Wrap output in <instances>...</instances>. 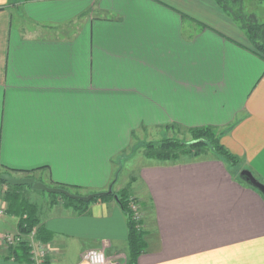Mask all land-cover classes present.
Instances as JSON below:
<instances>
[{
  "label": "crops",
  "instance_id": "1",
  "mask_svg": "<svg viewBox=\"0 0 264 264\" xmlns=\"http://www.w3.org/2000/svg\"><path fill=\"white\" fill-rule=\"evenodd\" d=\"M204 126L224 131L222 144L264 183V56L217 0H0V172L137 196L146 248L136 264L208 249L189 264H264V195L223 160L146 157L127 176L117 170L144 132ZM19 192L37 207L47 264H88L93 248L129 264L116 196L80 211L30 185ZM9 197L0 264H30L3 240L20 231Z\"/></svg>",
  "mask_w": 264,
  "mask_h": 264
},
{
  "label": "trees",
  "instance_id": "2",
  "mask_svg": "<svg viewBox=\"0 0 264 264\" xmlns=\"http://www.w3.org/2000/svg\"><path fill=\"white\" fill-rule=\"evenodd\" d=\"M217 2L228 14L234 18L235 21L240 24L241 28L246 32L249 41L256 52L264 56V22H260L255 15H248L244 17L242 14V9L237 10V12L234 9V6H229V0H217ZM188 130L192 135V141L181 140L177 137H168L155 143L151 142L144 147L145 156L159 160H176L183 155H189L192 157L213 155L223 160L231 169H234L238 175V179L245 182L244 178L240 175V171L244 168L243 166L239 165L240 158L228 150L221 142V137L224 131L213 126L188 128ZM0 182L8 184L15 190V192H9L11 195V197L8 198L10 200L9 204H12L9 206V208L12 206L13 210L11 211L15 212L20 218V231L28 233L37 227L38 238L47 243V241L43 240L41 236L43 229H41V226H39L40 224L37 215V207L27 201L23 196H21L19 192V189L25 187V185L15 186L3 180H0ZM246 183L248 184V182ZM63 188H66L70 192L77 194V191H73L72 189L74 188L72 187L70 188L68 186H64ZM51 194L61 196L67 202L74 203L76 205L78 204L81 207L80 211H84V206L89 202L78 198H72L61 193ZM94 194L95 196L91 200L98 198L108 199L114 196L117 197V200L122 209L125 211L128 219L129 264H136L138 256L146 248L145 230L143 229L142 225L143 220L140 222L134 220L129 200L131 198H134L135 200L139 199L137 196H133L132 194L127 195L125 192L115 195L113 190L112 192H109L108 190L107 192H98ZM10 248L11 255H14L16 259L27 261L29 263L31 262L30 249L25 242Z\"/></svg>",
  "mask_w": 264,
  "mask_h": 264
},
{
  "label": "rangeland",
  "instance_id": "3",
  "mask_svg": "<svg viewBox=\"0 0 264 264\" xmlns=\"http://www.w3.org/2000/svg\"><path fill=\"white\" fill-rule=\"evenodd\" d=\"M228 4L229 6H234V9L236 11L242 9V14L244 15V17L248 15H255L260 22H264V0H229ZM168 137H177L181 140L192 141V135L190 134V131L183 127H169L167 129H159L156 132H144L142 135H140V137L138 136V141L135 142L133 146H131V148H129L125 153L119 156V158L115 161L116 165H118L117 170L119 172H122L123 177L129 175L132 171H130L128 166H132L133 161L146 159V156L144 154V147L147 144H150L151 142L155 143ZM185 156L192 157L189 155H183L181 157ZM239 163V165L242 166L243 162L241 161V159ZM8 192H10L8 190V187L6 186L5 188H3L0 184V206L3 205L1 208V210H3V214L5 213V209L3 207L5 206L4 202L7 201L6 196L9 194ZM141 208L143 215L145 216L144 206H141ZM4 239L5 238H3V240ZM45 264H47V262Z\"/></svg>",
  "mask_w": 264,
  "mask_h": 264
},
{
  "label": "built area",
  "instance_id": "4",
  "mask_svg": "<svg viewBox=\"0 0 264 264\" xmlns=\"http://www.w3.org/2000/svg\"><path fill=\"white\" fill-rule=\"evenodd\" d=\"M129 203L134 220L137 222L142 221L144 215L140 201L131 198ZM0 213H3V210H0ZM37 234V227L28 233L21 231L18 233H7L4 236V242L9 248L25 242L30 249V264H45L49 258L50 252L47 244L40 240ZM82 259L88 264H109L108 258L103 249H89L83 253Z\"/></svg>",
  "mask_w": 264,
  "mask_h": 264
},
{
  "label": "water",
  "instance_id": "5",
  "mask_svg": "<svg viewBox=\"0 0 264 264\" xmlns=\"http://www.w3.org/2000/svg\"><path fill=\"white\" fill-rule=\"evenodd\" d=\"M240 175L244 178L246 182L251 184L253 187L258 189L264 195V183L260 181L254 173L248 169L243 168L240 171ZM0 180H3L11 185L15 186H23V185H30L35 189L43 190L49 193H61L65 194L72 198H78L84 201L91 200L95 194H88V195H78L70 192L68 189L59 187V186H48L47 184L37 181L33 176H14L9 172H0ZM109 192H112V188H110Z\"/></svg>",
  "mask_w": 264,
  "mask_h": 264
},
{
  "label": "snow or ice",
  "instance_id": "6",
  "mask_svg": "<svg viewBox=\"0 0 264 264\" xmlns=\"http://www.w3.org/2000/svg\"><path fill=\"white\" fill-rule=\"evenodd\" d=\"M245 242L239 241L236 242L235 244H228L225 245L226 248H231V247H240L243 246ZM216 251V249H208V250H202V251H195L191 254H188L187 256H182L178 257L173 261V264H189V262H195L198 257H202L204 255H209L212 254Z\"/></svg>",
  "mask_w": 264,
  "mask_h": 264
}]
</instances>
